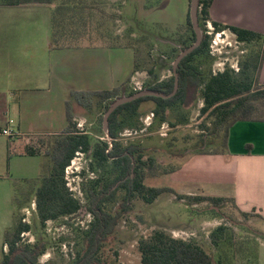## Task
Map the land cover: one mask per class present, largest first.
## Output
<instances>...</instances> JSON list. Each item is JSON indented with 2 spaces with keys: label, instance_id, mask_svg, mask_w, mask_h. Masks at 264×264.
Masks as SVG:
<instances>
[{
  "label": "rangeland",
  "instance_id": "374dc122",
  "mask_svg": "<svg viewBox=\"0 0 264 264\" xmlns=\"http://www.w3.org/2000/svg\"><path fill=\"white\" fill-rule=\"evenodd\" d=\"M64 1H68L72 8L83 6L82 8L90 12V17L86 14L87 20H82L77 17L79 14L69 13L70 18L68 16L66 20L59 21L61 18L59 16L58 21L62 25L56 28V32H59L60 36L63 34L69 37L89 36L92 42L104 40L101 46L113 48L112 45H124L134 48L140 69L130 77L128 92L146 90L158 81L167 80L172 76L171 68L183 51L184 41L191 35L187 25L191 0ZM212 22H210L212 28L208 23L201 24L203 36L206 34L210 37V52L208 56L197 59V66L205 76L223 71L227 67L239 71L240 63L261 46L239 43L229 30L218 33ZM119 52L111 51L107 59L112 68L123 69V73H126L127 70L124 68L128 63V57L122 56L121 54L124 53ZM150 70H153L152 74ZM120 73V70H115L109 75L119 78L122 74ZM111 83L115 82L111 81ZM202 106V99L196 100L187 109L177 105L170 111L168 122H162L156 116L151 121H147L155 105L152 102L146 103L137 117L125 122L120 140L124 145L142 144L147 149L145 159L153 157L161 166L184 164L187 157L182 158L179 151L191 148L196 141L192 138L202 133L200 129L204 119L200 116ZM105 114L103 107L95 105L92 109L78 111L75 122L80 131L91 135L93 141L108 140L104 124L101 126L100 122L101 116L104 118ZM54 119L56 122L53 126L42 127L41 130L58 132L66 125L63 104L59 103L56 106ZM149 123H152L150 127ZM5 125L0 123V133ZM49 141L50 135L10 138L0 134V261L3 251H7V247L4 248L5 231L15 224L12 204L15 185L26 179L37 178L41 174L43 158L27 154V148L29 146L42 148L44 153ZM91 162L89 157L78 153L66 172L73 195L83 205L87 204V191L91 187V182L103 175L101 169L96 171L91 169ZM171 174L157 171L155 175H150L145 183L151 187H173L178 192L189 187L188 182L184 183L182 179ZM191 184L193 182L190 181ZM123 196L124 192L119 191L115 204L108 206L113 214L119 210ZM214 208L208 203L189 206L185 201H180L170 194L161 196L153 204L134 198L129 204L128 214L120 220L114 236L103 248L102 257L110 264H141L138 240L149 236L154 230L165 229L177 238L198 240L218 259L220 251L213 247L210 234L218 226L226 224L231 226L235 233L232 238L233 250L237 253L235 264H253L260 239L251 228L261 229L258 214L251 212L250 217L245 218L231 202L222 208L218 207V215L213 213ZM17 212L34 227V233L43 237L49 244L46 254L40 259L41 263L54 261L57 264H74L77 253L83 248L84 235L92 220L90 215L84 213L82 216L63 217L48 222L46 227L41 229L34 203L31 206L26 205ZM25 240L33 243L36 237L32 233H27Z\"/></svg>",
  "mask_w": 264,
  "mask_h": 264
},
{
  "label": "trees",
  "instance_id": "16d2710c",
  "mask_svg": "<svg viewBox=\"0 0 264 264\" xmlns=\"http://www.w3.org/2000/svg\"><path fill=\"white\" fill-rule=\"evenodd\" d=\"M53 0H0V6H22L30 3L51 4ZM214 0H200L198 9L199 24L211 22L210 8ZM68 1H61L56 9L54 25L59 28L64 21L62 12L70 8ZM79 6V5H78ZM83 6H80L82 8ZM77 6L74 8L76 9ZM76 15V14H75ZM61 17L58 21V17ZM218 33L225 30L232 32L239 43L245 45H260L259 50L252 51L240 63L239 71L230 67L217 73L205 76L196 61L199 57L208 56L210 52V37L203 36L201 45L186 56L177 68L179 88L170 98L146 96L117 108L108 120V140L93 141L91 135L80 131L75 122L78 111L92 109L95 105L103 107L106 113L110 105L128 92L129 78L121 86L103 91L72 92V101L66 103L67 127L60 134L50 135L46 150L42 148H27V154L43 158L41 174L34 179H26L15 185V195L12 200L14 207V226L7 229L4 235L3 256L0 264H57L54 261L41 263L40 259L49 248L48 242L34 233V227L25 221L24 216L18 215L17 210L26 205L35 204L39 224L45 228L50 221L63 217H73L86 213L92 217L89 228L85 232L82 250L77 253L74 264H110L102 257V251L107 241L114 236L120 220L129 212V204L138 198L147 204L155 203L163 195H174L178 200L185 201L189 206L208 203L214 206L213 213L218 215L217 208L234 199L211 196L184 195L170 187H151L145 181L158 171L170 174L179 171L183 164L164 167L153 157L145 159L147 149L140 143L124 145L120 133L125 122L137 117L142 106L152 102L155 107L151 112L153 117L162 122H168L170 111L177 105L184 109L190 108L196 100L202 99L203 106L200 116L204 117L200 126L201 134L194 136L193 146L179 151L185 160L194 155H227L230 129L238 122L264 121V85L258 82L261 65L264 61V34L253 32L230 25L212 22ZM187 25L191 35L184 41L183 51L192 46L197 39L193 29L190 12L187 14ZM55 28V29H56ZM59 34V32H56ZM62 33V32H61ZM64 35V34H63ZM136 54V52H135ZM140 69L137 56L135 57L134 73ZM172 76L146 88V90L171 95L175 89L174 68ZM153 73V70H150ZM8 101L5 94L0 93V123H7ZM103 116L100 118L103 126ZM151 119V120H152ZM149 127L152 123L148 124ZM78 153L89 157L91 169H101L103 175L93 180L87 191V204L76 198L67 181L66 172ZM178 153V152H176ZM178 154V155H179ZM185 161V162H186ZM119 191L124 192L119 210L113 214L109 205L115 204ZM245 217L249 213L240 212ZM251 231L258 239L264 240L263 229ZM32 233L36 240H25V234ZM233 228L226 224L218 226L211 234V243L220 253L218 259L204 245L195 239H183L173 236L165 229L154 230L149 236L138 240V251L141 264H235L236 250L232 238ZM258 245V243H257ZM257 263V249L255 261Z\"/></svg>",
  "mask_w": 264,
  "mask_h": 264
},
{
  "label": "crops",
  "instance_id": "0c3cea01",
  "mask_svg": "<svg viewBox=\"0 0 264 264\" xmlns=\"http://www.w3.org/2000/svg\"><path fill=\"white\" fill-rule=\"evenodd\" d=\"M59 6L60 0L0 6V93L7 96V120H13L19 130L14 138L62 133L67 127L66 103L72 101V92L110 90L136 74L134 48H112L101 46L105 42L102 39L92 42L89 36L57 34L54 15ZM86 11L79 5L65 12L87 20L90 12ZM62 13L66 20L69 15ZM210 15L219 24L264 34V0H214ZM112 49L128 57L126 73L108 62ZM115 70H120L122 77L109 75ZM258 82L264 85V61ZM59 103L65 108L66 125L58 132L42 131V127L50 128L56 122L54 111ZM228 148L227 155L190 157L171 174L189 184L177 192L234 199L238 212L258 214L264 230V121L236 123L230 129ZM256 264H264L261 239Z\"/></svg>",
  "mask_w": 264,
  "mask_h": 264
},
{
  "label": "water",
  "instance_id": "95a60500",
  "mask_svg": "<svg viewBox=\"0 0 264 264\" xmlns=\"http://www.w3.org/2000/svg\"><path fill=\"white\" fill-rule=\"evenodd\" d=\"M199 1L200 0H191V4H190V17H191L193 29H194L196 36H197L196 42L192 46H190L189 48L182 51L181 54L179 55V57L176 59V61L173 64L174 74H175L174 92L171 95L166 96V95L156 93V92H152L149 90H143V91L135 93L134 95H130V96L124 95L121 98L115 100L110 105V107H109L108 111L106 112L104 119H103V124H104V128H105L106 136H108V120H109V117L120 106L127 104V103H130V102H133L139 98L146 97V96H157V97H162V98H170L177 93L178 88H179V78H178L177 68H178L180 62L186 56H188L190 53H192L195 49H197L203 41V32H202V29H201V26H200L199 20H198Z\"/></svg>",
  "mask_w": 264,
  "mask_h": 264
},
{
  "label": "built area",
  "instance_id": "2783aa9c",
  "mask_svg": "<svg viewBox=\"0 0 264 264\" xmlns=\"http://www.w3.org/2000/svg\"><path fill=\"white\" fill-rule=\"evenodd\" d=\"M208 24H210V28H212L211 23L208 22ZM218 35H220V34H218ZM151 119H152V116L147 117V121H151ZM5 126L6 127L0 133L1 135L6 136V137H10V138H14V137L19 135V130L15 126V122L13 120H7V123Z\"/></svg>",
  "mask_w": 264,
  "mask_h": 264
}]
</instances>
